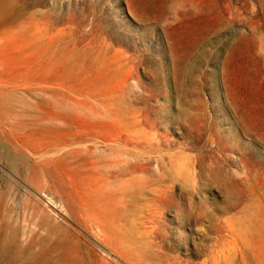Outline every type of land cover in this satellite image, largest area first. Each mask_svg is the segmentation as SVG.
I'll list each match as a JSON object with an SVG mask.
<instances>
[{
    "label": "rangeland",
    "instance_id": "1",
    "mask_svg": "<svg viewBox=\"0 0 264 264\" xmlns=\"http://www.w3.org/2000/svg\"><path fill=\"white\" fill-rule=\"evenodd\" d=\"M0 264H264V0H0Z\"/></svg>",
    "mask_w": 264,
    "mask_h": 264
},
{
    "label": "bare ground",
    "instance_id": "2",
    "mask_svg": "<svg viewBox=\"0 0 264 264\" xmlns=\"http://www.w3.org/2000/svg\"><path fill=\"white\" fill-rule=\"evenodd\" d=\"M137 118V117H136ZM140 120V128L142 129L143 127H142V125H143V121L141 120V119H139ZM128 125H129V127H128V129H134V127L132 126V123L130 124V122L128 123ZM120 132H122L124 135H126V136H128L129 138H131V140H132V142L135 144V145H138V146H140V145H144L146 142H147V140L145 141V140H142L143 138H141V137H138V136H135V135H133V136H131V135H129V133H127V132H123V130H122V128H120V130H119ZM107 134H105L104 135V137L106 136ZM99 137V139L101 140V137L100 136H98ZM104 140V139H103ZM140 165H142V164H135L134 165V167H137V166H140ZM179 168H180V171L178 172V173H176V174H172V170L171 171H168V174H166V176H167V178L168 179H175V180H177V181H179L180 183H181V185H180V192L182 193V195L183 196H190V195H192L193 194V191L194 190H196V192L198 193V192H200V191H203V190H208L209 189V187H208V185H205V188H203V189H200V190H197L196 189V185L197 184H195V182L194 181H191L190 179L192 178V179H194L195 178V176H196V173H195V170H194V167H193V161H192V158H191V160L190 161H188V160H185V161H183V162H181L180 164H179ZM171 172V173H170ZM135 178H139V180L137 179H134L135 181H137L136 183L138 184V183H140L141 181V178H143L142 176H136ZM242 179V178H241ZM139 181V182H138ZM144 181V180H143ZM138 186V185H137ZM147 186V185H146ZM149 186V185H148ZM139 187V186H138ZM142 188V187H141ZM145 188H147V187H145ZM150 188V187H149ZM138 189V188H137ZM136 189V190H137ZM143 189V188H142ZM145 190V189H144ZM148 190V189H147ZM146 191V190H145ZM148 192V191H147ZM245 192V191H244ZM136 193V192H135ZM151 194V193H150ZM150 194H148V196L150 195ZM163 195V194H162ZM134 196V195H133ZM138 196V195H137ZM29 197V196H28ZM139 197V196H138ZM138 197H137V200H138ZM147 197V196H146ZM145 197V198H146ZM141 198V197H140ZM143 198V197H142ZM203 195H199V200L200 199H202L203 200ZM134 199H135V197H134ZM142 201H144V200H142ZM199 213V212H198ZM200 213H201V211H200ZM204 234V233H203Z\"/></svg>",
    "mask_w": 264,
    "mask_h": 264
}]
</instances>
